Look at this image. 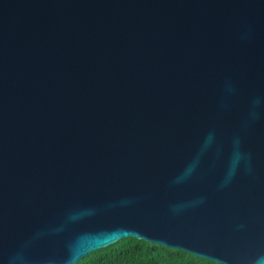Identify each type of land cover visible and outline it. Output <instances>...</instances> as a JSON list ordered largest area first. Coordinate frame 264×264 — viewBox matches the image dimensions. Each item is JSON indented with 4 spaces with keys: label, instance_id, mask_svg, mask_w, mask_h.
I'll return each mask as SVG.
<instances>
[{
    "label": "water",
    "instance_id": "obj_1",
    "mask_svg": "<svg viewBox=\"0 0 264 264\" xmlns=\"http://www.w3.org/2000/svg\"><path fill=\"white\" fill-rule=\"evenodd\" d=\"M131 236L264 264V0H0V264Z\"/></svg>",
    "mask_w": 264,
    "mask_h": 264
},
{
    "label": "trees",
    "instance_id": "obj_2",
    "mask_svg": "<svg viewBox=\"0 0 264 264\" xmlns=\"http://www.w3.org/2000/svg\"><path fill=\"white\" fill-rule=\"evenodd\" d=\"M77 264H225L183 249L125 237L84 256Z\"/></svg>",
    "mask_w": 264,
    "mask_h": 264
}]
</instances>
